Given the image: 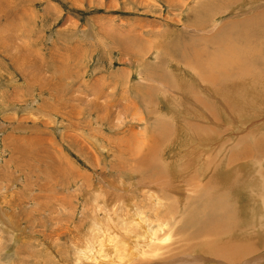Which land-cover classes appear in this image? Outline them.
Returning a JSON list of instances; mask_svg holds the SVG:
<instances>
[{
  "label": "rangeland",
  "instance_id": "374dc122",
  "mask_svg": "<svg viewBox=\"0 0 264 264\" xmlns=\"http://www.w3.org/2000/svg\"><path fill=\"white\" fill-rule=\"evenodd\" d=\"M0 264H264V0H0Z\"/></svg>",
  "mask_w": 264,
  "mask_h": 264
},
{
  "label": "bare ground",
  "instance_id": "6f19581e",
  "mask_svg": "<svg viewBox=\"0 0 264 264\" xmlns=\"http://www.w3.org/2000/svg\"><path fill=\"white\" fill-rule=\"evenodd\" d=\"M219 55V54H218ZM218 55H216L217 56V58H218ZM259 209V208H258ZM257 209V210H258ZM256 213H257V211H256ZM218 233H222V234H224V232H226V229H221V228H218V231H217ZM237 244V243H236ZM234 248V247H233ZM238 249V248H237ZM213 252H215L216 253V249H213L212 250ZM133 252V251H132ZM98 257V256H97ZM103 262V261H102Z\"/></svg>",
  "mask_w": 264,
  "mask_h": 264
}]
</instances>
